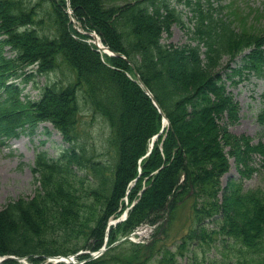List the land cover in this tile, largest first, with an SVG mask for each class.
<instances>
[{"label": "trees", "instance_id": "16d2710c", "mask_svg": "<svg viewBox=\"0 0 264 264\" xmlns=\"http://www.w3.org/2000/svg\"><path fill=\"white\" fill-rule=\"evenodd\" d=\"M178 1L191 13L187 29L194 44L162 42L173 23H184L169 0H69L80 26L118 53L102 59L69 20L66 0H0V137L49 122L67 144L56 157L37 152L35 193L0 207V255L40 263L49 255L97 250L109 219L132 204L125 220L109 226L107 250L90 260L80 255L82 264H144L155 254L159 264H175L182 252H173L166 237L188 202L193 225L177 247L183 251L220 236L238 244L243 258L264 264V144L219 122L225 114L228 122L238 119L225 78L233 84L264 79V29L255 28L257 15L242 16L236 0ZM4 46L12 55L2 54ZM59 63L70 70L65 80L35 84V99L20 97L21 82L48 75ZM83 111L107 124L112 154L106 163L95 158L79 128ZM163 115L169 124L160 132ZM257 119L264 123V104ZM229 156L240 177L229 179L220 198ZM254 171L262 185L244 189L243 179ZM146 223L156 224L151 242L111 245Z\"/></svg>", "mask_w": 264, "mask_h": 264}, {"label": "rangeland", "instance_id": "374dc122", "mask_svg": "<svg viewBox=\"0 0 264 264\" xmlns=\"http://www.w3.org/2000/svg\"><path fill=\"white\" fill-rule=\"evenodd\" d=\"M35 1L36 0H30L31 3H35ZM169 1L177 7L184 23H173L171 26V35L167 36L166 33H163L162 42L194 44L193 35L191 31L187 29V26L190 25V11L184 6L182 1ZM236 1L240 4L239 9L240 12L243 13L242 16H249L250 14L257 15L259 22L255 23V28L264 29V11H260L259 9V7L264 4V0ZM245 19L247 22V17ZM72 24L78 29H83L77 21L75 23L72 22ZM39 29H41V27H39ZM44 30H47V26H45ZM2 54L12 55V51L4 46ZM232 65H234V63ZM68 74H70L68 66L64 63H59L54 72L48 75H38L34 78H29L26 82H21L20 86L23 89L22 93H20V97H23L24 94L35 99L39 96V90L34 87L35 84L41 86L48 80H65ZM224 81L227 91L230 92L233 100L237 103L238 119L234 122H228V117L225 114L219 121L220 124L225 125L227 130L232 134L249 135L253 143L261 142L264 144V123H261L257 119L258 111L264 104V79L250 76L249 78H242L236 84L231 83L230 79L225 78ZM79 128L81 132H85L87 146L88 148H92L95 158L106 163L112 154V149L106 147V122L98 115L95 116L89 111H83L80 114ZM66 145L60 133H58L49 122L37 124L32 132L25 130L20 132L18 136H13L8 139L0 138V207L11 199H16L20 196L30 197L35 193L37 184L34 182L31 167L34 161V155L37 152L43 151L49 157H56ZM226 149H228V147ZM251 161L254 166H258L259 156L253 154ZM239 177L240 174L235 159L233 156H229V169L220 177V198L222 197V193L229 179H238ZM261 185L262 178L257 171H254L250 177H245L243 179L244 189H255ZM189 214L190 204L186 202L178 208L176 217L171 224L169 235L166 237V243L169 244V248L173 252L177 250L182 252L176 253L175 264H233L232 262L237 259L240 260V264H245L244 258H246L245 262L247 261V264H253V262L247 258L248 256L244 258L240 256L242 252L239 251L238 244L234 243L231 239H223L220 236H214V239L211 240L210 243L207 242L203 245H198L196 243L188 245L187 248L182 251L177 245L180 243L182 235L193 225V221ZM207 225L212 227L214 223L208 221ZM145 230V236L136 238H138L140 242L147 244L152 240L153 228H147ZM126 247L130 248L131 245L127 243ZM158 259L159 254H155V256L144 264H159ZM46 261H42L41 263L32 262V264H44ZM17 263L26 264L24 262ZM78 263H80V261ZM165 264L171 263L167 261Z\"/></svg>", "mask_w": 264, "mask_h": 264}, {"label": "water", "instance_id": "95a60500", "mask_svg": "<svg viewBox=\"0 0 264 264\" xmlns=\"http://www.w3.org/2000/svg\"><path fill=\"white\" fill-rule=\"evenodd\" d=\"M142 86L144 87V89L146 90V92L150 95V97H151L153 103H154V104L160 109V107H159V105L157 104V102H156L154 96L150 93V91L148 90V88H147L144 84H142ZM160 110H161V109H160ZM165 119H166V118H165ZM166 120H167V119H166ZM127 237H128V236L124 237L123 239H126Z\"/></svg>", "mask_w": 264, "mask_h": 264}, {"label": "bare ground", "instance_id": "6f19581e", "mask_svg": "<svg viewBox=\"0 0 264 264\" xmlns=\"http://www.w3.org/2000/svg\"><path fill=\"white\" fill-rule=\"evenodd\" d=\"M146 230H143V231H140V234L141 235H144L146 232H145Z\"/></svg>", "mask_w": 264, "mask_h": 264}]
</instances>
